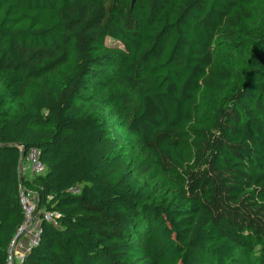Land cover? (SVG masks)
<instances>
[{
    "label": "trees",
    "instance_id": "trees-1",
    "mask_svg": "<svg viewBox=\"0 0 264 264\" xmlns=\"http://www.w3.org/2000/svg\"><path fill=\"white\" fill-rule=\"evenodd\" d=\"M19 185L21 264H264V0H0V264Z\"/></svg>",
    "mask_w": 264,
    "mask_h": 264
},
{
    "label": "built area",
    "instance_id": "built-area-1",
    "mask_svg": "<svg viewBox=\"0 0 264 264\" xmlns=\"http://www.w3.org/2000/svg\"><path fill=\"white\" fill-rule=\"evenodd\" d=\"M25 160L21 171L27 177L43 172L44 165L39 160L37 149H30ZM18 195L24 213V220L9 242L5 264H21L25 255L38 241L40 220L44 219L55 224V217L58 216L55 211H44L41 215L37 213V197L35 193L22 185H19Z\"/></svg>",
    "mask_w": 264,
    "mask_h": 264
},
{
    "label": "rangeland",
    "instance_id": "rangeland-1",
    "mask_svg": "<svg viewBox=\"0 0 264 264\" xmlns=\"http://www.w3.org/2000/svg\"><path fill=\"white\" fill-rule=\"evenodd\" d=\"M105 44L108 47H122L121 43L112 39V38H106ZM67 70L69 68H66ZM123 88H125L124 85L120 83H115L114 86H112L104 96L108 100V104H112L114 97L118 92H120ZM127 89V88H125ZM129 90V89H127ZM131 97L133 98V102L128 103V105L124 108L121 118L124 121H128L137 110V95L135 93H130ZM120 133L125 135L128 145L122 148V152L125 155L126 159L133 158L136 161H143V162H149L148 154L144 152L140 147L139 144L136 142V138L134 136L129 135L126 131L120 130ZM153 177H157L159 183L166 184L167 178L164 176H161L159 173L155 172V170H152ZM238 255L241 257L242 260L245 261L246 264H251L250 262V255L246 251H239Z\"/></svg>",
    "mask_w": 264,
    "mask_h": 264
}]
</instances>
